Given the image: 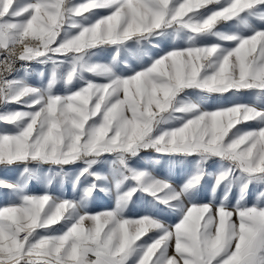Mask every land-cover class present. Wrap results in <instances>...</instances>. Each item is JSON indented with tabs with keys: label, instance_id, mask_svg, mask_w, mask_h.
Instances as JSON below:
<instances>
[{
	"label": "snow or ice",
	"instance_id": "1",
	"mask_svg": "<svg viewBox=\"0 0 264 264\" xmlns=\"http://www.w3.org/2000/svg\"><path fill=\"white\" fill-rule=\"evenodd\" d=\"M256 20L264 24V0H0V165L21 168L0 179L13 196L0 206V264H264V190L248 203L250 186L264 185ZM228 22L235 30H221ZM168 38L185 46L161 48ZM150 47L162 54L138 68L123 59ZM105 48L110 61L94 59ZM33 65L46 83L29 82ZM245 91L251 103L205 106ZM250 122L259 126L237 127ZM146 150L191 159L193 170L174 184L134 166ZM209 161L219 162L214 173ZM70 176L78 198L27 191L33 179ZM208 177L211 199L200 202ZM100 192L114 193V207L93 212ZM134 197L179 218L128 217Z\"/></svg>",
	"mask_w": 264,
	"mask_h": 264
},
{
	"label": "rangeland",
	"instance_id": "2",
	"mask_svg": "<svg viewBox=\"0 0 264 264\" xmlns=\"http://www.w3.org/2000/svg\"><path fill=\"white\" fill-rule=\"evenodd\" d=\"M75 2L79 3L82 2V0H75ZM107 11L106 10H98V15H106ZM253 23L255 24V26L257 28H261L264 27V24H261L258 20L253 21ZM221 30L224 31H232L235 30V26L232 22H228V23H222L220 26ZM244 34H250L249 32L245 31ZM206 42H213L211 39H209ZM161 48H164L165 50L170 48V47H180V46H185L183 41H176L173 42L170 38L168 39H164L163 41L159 42ZM162 54L160 52V49L158 48H149L147 50V55H141L136 51H128L125 52L123 55V59L127 62V65H130L132 68H138L141 66V64H146L149 62V57L152 56H156ZM113 55V50L111 48H105L103 50L98 51L97 56L94 58L99 62H108L110 61L111 57ZM35 70L28 76V80L30 83H32L33 85L39 86L42 82L46 83V80L42 81V78L39 75V66L34 68ZM24 75V73L20 74L19 76L22 77ZM90 75V74H89ZM98 81H101L102 78H96ZM57 91L59 92H63V86L62 85H58L57 86ZM189 95H193L191 92L189 93ZM253 101V93L250 91H245L242 94L238 95V96H231L227 93L221 95H217V94H213L211 97H209L207 103H206V107L209 109H214L217 107H228L233 103H251ZM16 107H18L15 104H11L9 105L10 109H15ZM3 107L0 106V111H3ZM259 125L256 124L255 122H250L247 126H243V125H238L237 127H243L244 130H248L249 128H254V127H258ZM5 127L4 124L0 123V129H3ZM142 159L139 161H136L134 163L135 167H139V168H144L147 169L149 171H151L154 175H158L162 176L164 178L165 177V173L163 172H154L152 171L151 167L148 165L150 161H152L153 159H167L169 161V159L165 156H160L158 154H156L153 150H146L142 153ZM179 166V179L178 181H173L174 184L179 185L180 183H182L187 176L191 173V171L193 170V162L191 159L183 162V163H177ZM80 165H72V166H68L65 168V171L70 172V173H74L77 168ZM0 167H2L4 169V172L2 174H0V179H6V180H16L19 177V172L21 171V168L16 166V165H12V166H5V165H0ZM6 168L10 169V171H6ZM219 168V162H213V161H209L208 164V171L209 172H215L217 171V169ZM57 169L53 168L52 171H56ZM98 171L101 172H107L108 171V165H102L100 168L97 169ZM43 173H47L49 171V168L47 165L43 166L42 170ZM157 173V174H156ZM213 184V180L211 177L205 178L204 182H203V187L200 190V196H199V200L200 202H207L209 199H211V187ZM34 189L35 193L38 194L39 192H42L44 190L46 191H50L55 195L59 194V191H64V193H61L60 195L69 199H73V198H78L79 193H74L72 190V177L70 176L69 178H67L65 180V182L63 183V185L60 184V182L58 180H54L53 183L50 186H47L46 181L44 179H34V183H29L28 187H27V191L29 189ZM264 190V185H257V184H253L250 186L249 189V195H248V203L252 204L256 201V197L258 195V193L260 191ZM6 191H8L7 189L4 188H0V194H2L3 192L6 193ZM9 192V191H8ZM99 193H97L95 195V198L90 202L89 204V208L91 211L96 212L97 206L96 205V197ZM104 197H106V194L103 193ZM220 195H222V191L220 193ZM7 196H10L11 199H13L12 194L10 193L9 195L7 194ZM113 197H114V193H113ZM105 199V198H104ZM141 199H143V197H141ZM102 200V199H100ZM138 201V198L134 197V203H136ZM114 203H115V197H114ZM231 204H235V198H232L230 200V205ZM131 205V203H130ZM128 207V209L125 212V215L131 218H136L138 216H133L131 214H129V211L131 210V207ZM144 209V208H143ZM178 214V218H179V213ZM144 239V238H142ZM174 251L173 248L169 249V254H172V252Z\"/></svg>",
	"mask_w": 264,
	"mask_h": 264
},
{
	"label": "crops",
	"instance_id": "3",
	"mask_svg": "<svg viewBox=\"0 0 264 264\" xmlns=\"http://www.w3.org/2000/svg\"><path fill=\"white\" fill-rule=\"evenodd\" d=\"M22 74V73H21ZM20 75V74H19ZM161 161V163L159 164H153L151 163V161L149 162V166L151 167L152 171L154 172H164L165 173V177L167 179H170L172 182L173 181H178L179 176V166L177 163H171L170 161H168L167 159H158ZM6 171H10V169L6 168ZM4 172V169L2 167H0V174H2ZM157 174V173H156ZM158 176V175H156ZM162 177V176H159ZM164 178V177H162ZM29 183H34V179L31 180ZM49 186V185H47ZM46 190L39 192L38 194H42L43 192H45ZM28 192L30 193H35V190L32 188H30L28 190ZM64 193V191H59L58 196H61L60 194ZM7 194L9 195L10 192L6 191V193H2L0 194V206L8 203L10 200H12L10 198V196H7ZM36 194V193H35ZM105 198V199H104ZM102 199V200H100ZM96 205L97 209L96 212L98 211H102L104 209H108V208H112L114 207V197L113 194L112 195H107L106 197H104L103 192H100L97 197H96ZM131 210L129 211V214L133 215V216H143L146 214H152L155 216L160 217L161 219L165 220L167 223H175L176 220L178 219V214L177 212H173V211H161L160 209H152L149 204H148V198H143L141 199L138 198V201L136 203H131L130 205ZM144 208V209H143ZM161 208H163V206L161 205ZM59 229V225L56 226Z\"/></svg>",
	"mask_w": 264,
	"mask_h": 264
},
{
	"label": "built area",
	"instance_id": "4",
	"mask_svg": "<svg viewBox=\"0 0 264 264\" xmlns=\"http://www.w3.org/2000/svg\"><path fill=\"white\" fill-rule=\"evenodd\" d=\"M16 67H17V68H19V67H20V64H19V63H17V64H16ZM33 67L35 68V67H38V66H36V65H33ZM21 73H23V72L21 71V72H19L17 75H19V74H21ZM10 78H11V77H10Z\"/></svg>",
	"mask_w": 264,
	"mask_h": 264
},
{
	"label": "bare ground",
	"instance_id": "5",
	"mask_svg": "<svg viewBox=\"0 0 264 264\" xmlns=\"http://www.w3.org/2000/svg\"><path fill=\"white\" fill-rule=\"evenodd\" d=\"M19 76V75H18Z\"/></svg>",
	"mask_w": 264,
	"mask_h": 264
}]
</instances>
